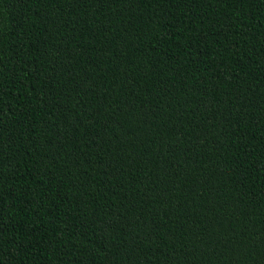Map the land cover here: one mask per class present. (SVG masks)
Instances as JSON below:
<instances>
[{
  "label": "trees",
  "instance_id": "16d2710c",
  "mask_svg": "<svg viewBox=\"0 0 264 264\" xmlns=\"http://www.w3.org/2000/svg\"><path fill=\"white\" fill-rule=\"evenodd\" d=\"M0 264H264V0H0Z\"/></svg>",
  "mask_w": 264,
  "mask_h": 264
}]
</instances>
